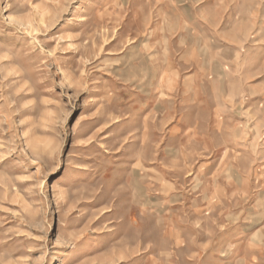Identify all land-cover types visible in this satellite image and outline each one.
<instances>
[{"label": "rangeland", "instance_id": "1", "mask_svg": "<svg viewBox=\"0 0 264 264\" xmlns=\"http://www.w3.org/2000/svg\"><path fill=\"white\" fill-rule=\"evenodd\" d=\"M178 14L0 0V264H264V38Z\"/></svg>", "mask_w": 264, "mask_h": 264}, {"label": "crops", "instance_id": "2", "mask_svg": "<svg viewBox=\"0 0 264 264\" xmlns=\"http://www.w3.org/2000/svg\"><path fill=\"white\" fill-rule=\"evenodd\" d=\"M148 3L153 7H172L179 12V27L201 28L209 42L245 43L252 36L246 32L250 28L260 29L255 38L256 42H263L264 0H148Z\"/></svg>", "mask_w": 264, "mask_h": 264}]
</instances>
